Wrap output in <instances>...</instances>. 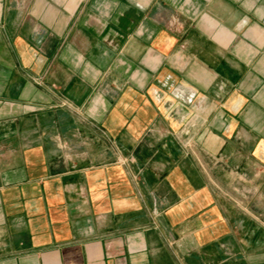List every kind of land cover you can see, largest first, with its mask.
I'll list each match as a JSON object with an SVG mask.
<instances>
[{
    "label": "crops",
    "instance_id": "1",
    "mask_svg": "<svg viewBox=\"0 0 264 264\" xmlns=\"http://www.w3.org/2000/svg\"><path fill=\"white\" fill-rule=\"evenodd\" d=\"M0 264H264V0H0Z\"/></svg>",
    "mask_w": 264,
    "mask_h": 264
},
{
    "label": "built area",
    "instance_id": "2",
    "mask_svg": "<svg viewBox=\"0 0 264 264\" xmlns=\"http://www.w3.org/2000/svg\"><path fill=\"white\" fill-rule=\"evenodd\" d=\"M127 160H122L121 163H125Z\"/></svg>",
    "mask_w": 264,
    "mask_h": 264
}]
</instances>
